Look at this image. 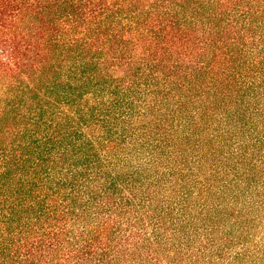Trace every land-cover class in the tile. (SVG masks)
<instances>
[{
  "label": "trees",
  "instance_id": "16d2710c",
  "mask_svg": "<svg viewBox=\"0 0 264 264\" xmlns=\"http://www.w3.org/2000/svg\"><path fill=\"white\" fill-rule=\"evenodd\" d=\"M0 264H264V0H0Z\"/></svg>",
  "mask_w": 264,
  "mask_h": 264
}]
</instances>
